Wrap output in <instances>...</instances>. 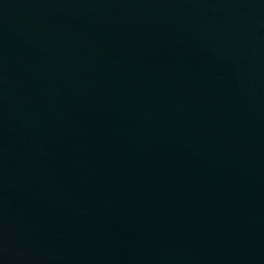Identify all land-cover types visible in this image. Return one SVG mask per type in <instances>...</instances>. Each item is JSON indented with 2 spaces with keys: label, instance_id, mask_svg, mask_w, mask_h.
Returning <instances> with one entry per match:
<instances>
[{
  "label": "water",
  "instance_id": "1",
  "mask_svg": "<svg viewBox=\"0 0 264 264\" xmlns=\"http://www.w3.org/2000/svg\"><path fill=\"white\" fill-rule=\"evenodd\" d=\"M0 264H264V0H0Z\"/></svg>",
  "mask_w": 264,
  "mask_h": 264
}]
</instances>
